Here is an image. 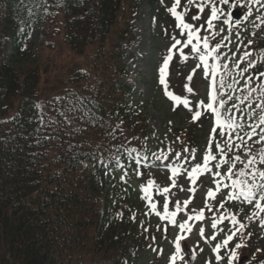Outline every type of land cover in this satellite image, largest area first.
<instances>
[{"label": "trees", "instance_id": "1", "mask_svg": "<svg viewBox=\"0 0 264 264\" xmlns=\"http://www.w3.org/2000/svg\"><path fill=\"white\" fill-rule=\"evenodd\" d=\"M142 1L155 5L0 0V264H131L147 242L132 216L142 208L145 185L135 170L153 171L137 163L149 157L151 126L120 82L128 75L123 44L136 41L131 25ZM256 9L263 18L264 7ZM154 15L167 21L164 11ZM37 29L39 45L32 41ZM60 44L81 65L65 64L60 86L44 97L40 81L54 73ZM257 67L264 71V62ZM117 147L128 173L123 180L112 158ZM101 157L111 164L103 166Z\"/></svg>", "mask_w": 264, "mask_h": 264}, {"label": "rangeland", "instance_id": "2", "mask_svg": "<svg viewBox=\"0 0 264 264\" xmlns=\"http://www.w3.org/2000/svg\"><path fill=\"white\" fill-rule=\"evenodd\" d=\"M172 3L173 0H164L163 3H161V0H155V5L153 6L144 1L139 3L137 14L131 25V28L134 29L136 41L132 44H123L125 51L123 64L128 75L120 80L123 85L132 89L131 102L139 107L138 114L149 121L151 126L148 131L150 135H144L147 138L146 147L150 153V157L145 159L144 163L152 166L155 171L144 173L141 179H145V185L149 179H152L158 185L167 186L170 189V171L164 166L165 163L170 165L177 164L178 162L174 159V154L182 152L185 147L198 149L196 162H200L201 156L205 151V146L209 142V130L215 126L214 119H210L207 115L199 122H193L190 112L184 107L176 106L174 102L170 101L164 94L163 86L159 83L158 69L162 64L163 58L168 55V49L173 42L171 37L177 36V38H180L179 30L175 28V20L167 11V8ZM240 3L246 4L247 0H240ZM182 5H186V0H182ZM217 5L218 7H222L224 12L220 15L219 20L214 21V24L216 25V30L223 28L224 32L216 36V41L223 42L221 37H230V43L221 50L228 56L227 60H224L222 56V62L229 65L228 69L221 68L220 71V75H223L225 78L224 98L227 100L228 96L235 98L245 94L241 92L244 86L243 81L247 75L253 74V70H249V73L245 74L244 77L237 76L238 70L233 67L236 63V56H233V53H236L237 56H242L244 51H251L252 59L256 61L260 59L261 54L264 53V23L258 24L259 26L257 27L256 24L250 22L257 15L254 10L252 11V16L245 20L246 7L229 8L227 5H219L218 0ZM191 7L194 12L197 11L194 6ZM155 11H164L167 21H162L160 17H155ZM229 12H231L230 17L228 15ZM209 15L210 11L206 10L201 15L200 20L192 22L196 25H202ZM188 19L190 20L191 17L189 16ZM224 19H230V31L229 25L223 23ZM165 23L168 24L166 28H164V25H167ZM32 41L35 45L41 43L42 32L39 29L34 32ZM60 45V50L54 55V73L49 80H46L45 85L43 78L40 81L42 90L47 91L43 94L44 97L60 86V79H62L66 70L65 64L77 62L68 47L65 44ZM10 51L11 41L7 39L3 40L2 57L6 59ZM176 55L178 53L174 55V59L170 63L168 70L167 81L169 91L175 95L188 98L193 105L201 100H206L207 94L211 89L209 88V80L204 77L202 71L198 69L192 81H188L187 79L192 68L198 62L195 55L190 56L187 62L176 59ZM77 64L81 65L80 62H77ZM246 66L247 61H244L242 67ZM255 72H259L258 67ZM234 78L240 81L239 84L234 85L235 91L226 87L227 84L233 82ZM218 81L219 76L217 77ZM186 84L194 89L193 93L187 92L185 88ZM235 103L239 105L238 100ZM231 104L232 101H229L228 106L231 107ZM242 106L239 105L240 110H234L232 114L236 117L238 124L245 126L244 129H237L238 135L243 136L245 139L247 136L244 133L249 130L247 125L255 121V115L252 119H249L247 117V105L244 104ZM173 108H176V110L174 111ZM233 140L235 143L240 142L236 139L235 135L233 136ZM248 144L256 143L252 140L248 141ZM255 146V150L258 151L260 148H264V143L256 144ZM168 149L173 150L170 154V160L157 161L156 156H159L161 151L168 154ZM237 151H240L243 159V151L241 149H233V153ZM183 155L187 156L188 153H183ZM184 166L189 168V164L187 163ZM240 166L238 165V167ZM178 185L184 190L180 191L179 188L171 190L169 210H175L174 201L182 203L189 198H192V203L188 206L189 209L194 208L199 210L204 206L207 190L213 187V178L210 174H204L195 186L197 191L194 195L188 191L192 185L186 175L179 177ZM225 195L226 192L222 190L217 194L216 200H209V203L212 204L216 211L209 213L205 210L206 219L204 221L190 222L193 224V231L190 234L181 233L178 226H172L166 221L160 220L150 211L147 200L140 202L142 208L135 214V217L138 225H141V239H147V242L142 244L143 248H138V251L136 250L133 254V264H172L171 257L175 253L174 242L177 235H184L186 239L181 242L184 260H178L176 264H188L185 248H188L197 257V264H228L227 257L232 250H236L238 256L243 259L242 261L238 259L233 264H264V227L261 226L259 220L257 223L251 225L258 218L248 219L251 213L256 211L255 207L248 210L247 203L241 198L235 201H228L224 209H219L218 204L224 199ZM153 201L157 203V211L162 212V197H158L155 193V195L153 194ZM187 214V211L184 214L178 213L177 222H182ZM229 214L236 215L241 222H244V219L247 218L246 222L250 224L249 233H251V237L249 238L247 233H244V230L242 234L241 232L238 233L234 242L236 243L238 239L246 240V245L244 244L241 248L235 249V245L230 242L227 247H222L220 253L222 260L217 261L215 259L216 253L212 249L215 244L222 243L223 239L230 234L235 226L230 223V220H225L218 224L216 229H212L210 226L211 218L212 216H216L219 219L220 216H227ZM261 217H264V213L261 214ZM200 227L205 228V236L203 238L199 235ZM144 228H147L148 231L145 232ZM165 228L167 231L164 230ZM212 235L217 236L215 241L211 239ZM127 245L131 246L132 244L129 241ZM101 263L105 262L101 261Z\"/></svg>", "mask_w": 264, "mask_h": 264}, {"label": "snow or ice", "instance_id": "3", "mask_svg": "<svg viewBox=\"0 0 264 264\" xmlns=\"http://www.w3.org/2000/svg\"><path fill=\"white\" fill-rule=\"evenodd\" d=\"M164 0H161L163 3ZM219 5H227L229 8L246 7L247 11L244 14V19L247 20L252 16L253 5H260L264 7V0H247L246 4H241L240 0H218ZM194 6L197 11H193ZM181 9V10H178ZM210 11V15L202 25H196L192 21H198L201 19V15L206 11ZM167 11L175 20V28L179 30L180 38L172 36V44L168 49V55L163 58L162 64L158 69L159 83L163 86L164 94L170 101L174 102L176 106H182L187 109L191 114L193 122H199L204 116H208L210 119H214V127L209 130V142L205 146V151L201 156L200 162L197 161L198 149L185 147L182 152H176L174 159L178 162L175 165L165 163V167L170 171V183L171 189L167 186H160L155 180L149 179L146 185H141V189L144 192V199L148 201L150 211L154 213L160 220L166 221L172 226H178L181 233H191L193 231V224L191 221H204L206 219L205 210L209 213L216 211L209 200H216L217 194L222 190L226 192L223 200L218 204L219 209H224L228 201H235L243 199L249 206L254 205L256 211L252 212L248 217L249 220L258 218L259 223L264 227V217L261 214L264 213V148H260L256 153L252 152L251 147L248 145V141L254 140L256 144L264 143V71L255 72L257 68V61L252 59L251 51H244L242 56H236V63L233 65L237 69V76L244 77L249 73V70H253V74L247 75L243 81V88L241 89L243 94L233 98L228 96L227 100L225 96V78L220 75L221 68L228 69L229 65L222 62V56L224 60L228 59V56L221 50L230 43L229 36L221 37L223 42H217L216 36L224 32L221 28L216 30L214 21L220 19V15L223 14L224 9L218 7L217 0H186V5H182V0H173ZM229 17L231 12L228 13ZM191 17L189 20L188 17ZM261 19V17H257ZM223 23L229 25L230 31V19H224ZM259 25H257L258 27ZM238 35V34H237ZM251 43V41H249ZM187 62L190 56L195 55L198 62L192 68L191 73L187 77L188 81H192L197 70H201L204 77L209 80V88L211 91L207 94L206 100H201L197 104H191L188 98L175 95L168 89V70L170 63L174 59ZM211 60V62H210ZM244 61H247V66L242 67ZM260 61L264 62V53L260 56ZM219 81L217 82V77ZM253 81H256L254 83ZM240 81L236 78L233 79L231 84H227L228 89L235 91L234 85L239 84ZM188 93H193L194 89L188 84L185 85ZM258 94L259 102L252 104L251 100L253 94ZM59 99V97H57ZM239 101V105H244L247 102V117L252 119L255 115V121L247 125L248 131H245L244 135L247 136V140L243 136H239L237 129H244V125L238 124L236 117L232 114L234 110H240L239 105L235 101ZM229 101H232L231 107H229ZM39 107V106H38ZM175 111L176 108H173ZM256 110H259L258 112ZM66 121L71 123L70 120ZM43 122V117H41ZM240 143H235L233 136ZM233 149H243V159L240 151L233 153ZM126 151L134 152L136 149H127ZM172 149H168V154L161 151L159 156H156L157 161H169L172 153ZM119 147H117L116 153H113L112 158L115 159L116 167H119L123 171L121 179H125L128 175L125 165L120 162ZM183 153H188L184 156ZM100 163L108 167L111 164V159L101 157ZM137 163L139 161L137 160ZM189 164V168H186L184 164ZM238 165H241L238 167ZM135 174L142 176L141 170L136 169ZM210 174L213 178V187H210L206 192V199L204 206L197 209H189V205L192 203V198L180 201H174V211L169 210V196L172 189L179 188L180 191L184 189L179 187L178 179L181 175L186 177L191 182L192 187H189L188 191L193 195L197 191L195 187L198 180L204 175ZM153 190L158 197H162V212L157 211V203L153 201ZM188 212L186 218L182 222H177V214H184ZM122 213H117V218L122 217ZM135 219V215L132 216ZM225 220H230V223L235 226L234 229L228 234L222 241V243L215 244L212 251L216 253L215 259L217 261L222 260L220 255L222 247H227L230 242L234 241L237 234L242 232L246 225L241 222L236 215L229 214L227 216H220L217 219L216 216L211 218V228L216 229L218 224ZM143 227V225H142ZM159 230V229H158ZM167 231V229H164ZM147 232L148 229L144 228ZM199 235L201 238L205 236V228L200 227ZM251 235V233H249ZM184 235H177L175 237V253L171 257L172 264H176V261L184 260L182 255L181 242L185 240ZM211 239L215 241L216 235H212ZM243 245L240 243L235 244V249L241 248ZM243 260L239 257L236 250H232L227 257L228 264H233L236 260Z\"/></svg>", "mask_w": 264, "mask_h": 264}, {"label": "water", "instance_id": "4", "mask_svg": "<svg viewBox=\"0 0 264 264\" xmlns=\"http://www.w3.org/2000/svg\"><path fill=\"white\" fill-rule=\"evenodd\" d=\"M190 264H195V257L193 255H190Z\"/></svg>", "mask_w": 264, "mask_h": 264}]
</instances>
